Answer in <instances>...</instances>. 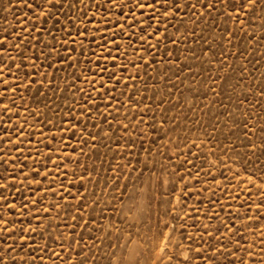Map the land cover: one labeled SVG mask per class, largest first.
Masks as SVG:
<instances>
[{"label":"rangeland","instance_id":"obj_1","mask_svg":"<svg viewBox=\"0 0 264 264\" xmlns=\"http://www.w3.org/2000/svg\"><path fill=\"white\" fill-rule=\"evenodd\" d=\"M262 129L264 0H0V264H264Z\"/></svg>","mask_w":264,"mask_h":264},{"label":"snow or ice","instance_id":"obj_2","mask_svg":"<svg viewBox=\"0 0 264 264\" xmlns=\"http://www.w3.org/2000/svg\"><path fill=\"white\" fill-rule=\"evenodd\" d=\"M225 84L227 85V87H231V85L230 84H228V82H227V79L225 78ZM262 132H264V129H262Z\"/></svg>","mask_w":264,"mask_h":264}]
</instances>
